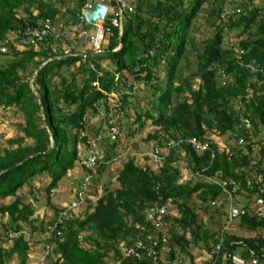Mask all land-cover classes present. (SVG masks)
Segmentation results:
<instances>
[{"label":"trees","instance_id":"trees-1","mask_svg":"<svg viewBox=\"0 0 264 264\" xmlns=\"http://www.w3.org/2000/svg\"><path fill=\"white\" fill-rule=\"evenodd\" d=\"M255 1L134 0L120 30L109 25L92 50L77 49L87 40L66 33L86 0H0L7 49L0 52V123L3 111L11 109L9 119L18 114L9 121L13 135L0 144V264H35L32 255L38 264H153L118 258L119 241L147 234L167 248L156 264L174 255L193 263L200 250L214 264H233V255L264 264V0ZM45 26L36 45L7 42ZM121 120L129 121L124 134ZM145 125L141 164L124 152L123 137ZM190 138L208 140L209 148L192 149ZM167 140L178 144L167 147ZM87 148L94 166L85 170ZM76 165L90 175L83 206H70L82 176L65 205H54L52 190ZM232 186L228 202L221 189ZM42 193L38 214L32 202ZM155 206L165 208L158 227L147 216ZM232 208L237 214L228 218Z\"/></svg>","mask_w":264,"mask_h":264},{"label":"built area","instance_id":"built-area-1","mask_svg":"<svg viewBox=\"0 0 264 264\" xmlns=\"http://www.w3.org/2000/svg\"><path fill=\"white\" fill-rule=\"evenodd\" d=\"M97 0H86L84 5L81 7L80 14H76V19L78 22L76 24H71L69 28H67L66 33L71 38L74 39H85L89 43V46L92 47V50H97L101 47L103 43V39L105 36L110 32L109 25L116 26L119 30L121 28V16L124 11L131 12L133 11V2L134 0H99L103 2V4L106 6L103 17L101 19V22H99V19L94 20L93 23H89L85 20L83 17V11H89L92 7V3ZM238 12V9L234 10ZM108 21L109 24H105V22ZM82 22H86L92 26H89V28H82L80 24ZM47 26H45L44 29H31V28H25L22 34H10L7 35V42L8 43H19V45H36L38 44V41L41 40V38L44 36V33H46ZM6 44L5 42L0 45V52L4 53L6 51ZM114 111V107L110 106L107 108V113L112 114ZM241 126L248 127L249 121L246 118H239ZM107 132L106 136L112 138L114 134L117 131V122L115 119V116L112 115L107 120ZM95 139H98V136H95ZM238 144L241 142V138H238L236 141ZM264 142V136H262V141H260L261 144ZM187 145L191 147L194 150L202 151L207 148H209V142L208 140H196L193 138L187 139L186 141ZM178 144V141L175 140H167L165 145L167 147L176 146ZM223 144H220L217 146V151L221 152L224 150ZM78 147V146H77ZM86 154L83 157L82 165L84 166L85 170L92 168L94 165V155L92 153L91 148H87ZM229 154V153H228ZM227 154V155H228ZM152 158L154 161H157L156 155H152ZM84 170V175L82 174V185L76 190V196L78 199H75L71 201L70 206L72 207H78L82 204H84V190L86 188L85 181L89 179L90 175ZM246 185H249V182H246ZM236 186H232L229 190L225 187H222L221 191L226 195V200L228 202H231L234 198L232 196V192L236 190ZM75 191V190H74ZM212 204V203H211ZM254 205L256 206V210H254L255 214L261 215L260 207L263 205V200L260 197H256L254 199ZM165 211V208L163 206H155L150 209L147 216L148 218H153L154 225L158 227L160 225V217L162 213ZM237 209H230L228 211V218H233L237 214ZM243 212V211H239ZM152 236L150 234H147L145 238H135V239H129V237L125 240L119 241L117 250H118V258L119 259H125L129 257L134 258H145L148 259L153 264L159 263V260H161L160 255L163 254L161 251L166 250V246H163L164 239H152ZM128 240L131 241V244H128ZM160 241V242H159ZM219 249V244H216L214 247V251H217ZM203 255H201V258L198 260L193 261V263L189 264H214V261H209L211 258V253L207 252L206 250H200ZM229 256L227 253H224L222 255L223 259L225 256ZM264 262V258L262 259ZM229 262L233 264H263L261 262H257L252 255H250V258L247 260H244L237 255L230 256ZM166 264H179L177 262L176 255H174L172 261L166 262Z\"/></svg>","mask_w":264,"mask_h":264},{"label":"rangeland","instance_id":"rangeland-1","mask_svg":"<svg viewBox=\"0 0 264 264\" xmlns=\"http://www.w3.org/2000/svg\"><path fill=\"white\" fill-rule=\"evenodd\" d=\"M91 28H92V26H91ZM228 36L230 37V35H228ZM85 47H89V43L87 41L81 42L80 45L77 44V49H83ZM71 69H75V66H73ZM143 102H144L143 100L142 101L139 100V106H142L143 105ZM124 110L127 111V113L130 116L133 115V112L130 109V107L127 106V107H125ZM10 111H11V109L10 110H6V111H3L4 112V115L6 117L3 116L2 123H0V144H3L4 141H5V139L7 137H10V136L13 135L12 129L9 126V121H12L14 118H17L16 116L18 114H16L14 116V118L9 119L7 117L10 116ZM102 114H103V112L100 110V113H98V115L101 117ZM93 121H94V119H93ZM126 122H129V121L126 120ZM126 122H124V120H123V122H122V120L120 122V125L122 127L121 128V132L123 134H124L123 131L125 130L124 127H126V124H125ZM122 129H123V131H122ZM149 129L150 128H148V126L145 125L137 135H134L133 137H125V138L123 137V143H125V146H126V149L124 150V152H128L129 155H136L135 157L138 158L137 159V162L138 163H141L142 162V159H140L141 151H144L145 149L148 151V149H149V147H148L149 142H148V145L147 144H143L142 142H139L138 139H139V137H143L144 134H145V132L148 131ZM221 140H225V137H222ZM145 143H147V142H145ZM132 144L137 145L136 148L135 147H132ZM78 146H81V145L78 144ZM82 174L84 175V170L80 169V166L79 165L74 166L73 168H71L70 170H68L66 172L65 177H63L62 179H60L57 182V186L52 190L51 197H52V202L54 203V205L61 206V207L65 205V203H66L65 200H68V198L67 199H65V198L71 195L70 192H72V190H74V188H75V183L74 182L76 181V179L78 177L81 178ZM181 174L182 175H185L186 177H190L188 175L189 173H187L186 171H184L183 167H181ZM41 180H42V182L43 181L44 182H47V179H45V178H41ZM94 190H95V192L97 190H99L98 184L96 185V188ZM44 196H45L44 193H42L41 194V197L37 201L32 202L33 206L35 207V211L38 214H40L42 212V209H43L42 208L43 207L42 206V201H43ZM191 200H193V199H191ZM236 201H242V199H237ZM82 206H83V204L80 205L78 208L80 209ZM204 217H205V215H202V218H204ZM230 231H231V227L229 226L228 229H227V232H230ZM236 232L239 233V234L246 235L245 232L240 231V230H236ZM192 248H193V246H192ZM201 255H203V254H202V252L199 251V253H196L194 259L195 260L200 259L201 258ZM31 258H32V261L35 264H38L39 263V261H37L35 259V257H33V255L31 256ZM9 264H11V263H9ZM12 264H16V263L15 262H12ZM44 264H48V262L46 261Z\"/></svg>","mask_w":264,"mask_h":264},{"label":"water","instance_id":"water-1","mask_svg":"<svg viewBox=\"0 0 264 264\" xmlns=\"http://www.w3.org/2000/svg\"><path fill=\"white\" fill-rule=\"evenodd\" d=\"M105 8L106 6L104 4L94 1L89 11H83V17L89 23L94 22L96 19H99V22H101Z\"/></svg>","mask_w":264,"mask_h":264},{"label":"crops","instance_id":"crops-1","mask_svg":"<svg viewBox=\"0 0 264 264\" xmlns=\"http://www.w3.org/2000/svg\"><path fill=\"white\" fill-rule=\"evenodd\" d=\"M101 1H103V0H101ZM103 3V2H102ZM119 30V29H118ZM3 44V42H0V45H2ZM17 47V46H16ZM4 58H6V56H4ZM31 79V78H30ZM30 79H29V81H30Z\"/></svg>","mask_w":264,"mask_h":264},{"label":"clouds","instance_id":"clouds-1","mask_svg":"<svg viewBox=\"0 0 264 264\" xmlns=\"http://www.w3.org/2000/svg\"><path fill=\"white\" fill-rule=\"evenodd\" d=\"M98 2H100V3H102L101 1H99V0H97ZM103 4V3H102ZM93 23V22H92ZM240 121V120H239ZM249 121V120H248ZM242 127V126H241ZM76 188H74V190H75ZM79 207V206H78Z\"/></svg>","mask_w":264,"mask_h":264}]
</instances>
